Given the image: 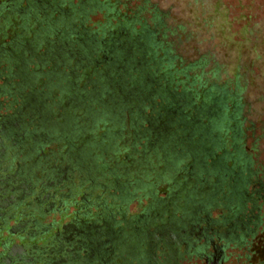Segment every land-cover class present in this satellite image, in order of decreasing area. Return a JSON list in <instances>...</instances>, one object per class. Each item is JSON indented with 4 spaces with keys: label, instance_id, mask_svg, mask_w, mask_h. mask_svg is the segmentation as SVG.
Returning a JSON list of instances; mask_svg holds the SVG:
<instances>
[{
    "label": "trees",
    "instance_id": "1",
    "mask_svg": "<svg viewBox=\"0 0 264 264\" xmlns=\"http://www.w3.org/2000/svg\"><path fill=\"white\" fill-rule=\"evenodd\" d=\"M234 3L244 11L234 15L229 0H0V108L10 110L0 111V158L24 154L34 175L68 165L50 186L58 192L43 202L55 201V209L61 201L64 216L71 203L68 217L93 220L94 240L108 238L91 264L205 260L213 237L246 251L256 237L250 226L261 223L264 203L255 153L264 142V6ZM21 100L15 131L24 144L11 145L14 135H4L1 123ZM41 178L24 196L27 211L37 210L27 202H35ZM157 181L168 188L163 199L154 197ZM133 199L143 215L125 212ZM215 206L221 215H210ZM62 221L50 230L37 223L43 232L24 238L48 250ZM111 244L117 249L103 250Z\"/></svg>",
    "mask_w": 264,
    "mask_h": 264
},
{
    "label": "flooded vegetation",
    "instance_id": "2",
    "mask_svg": "<svg viewBox=\"0 0 264 264\" xmlns=\"http://www.w3.org/2000/svg\"><path fill=\"white\" fill-rule=\"evenodd\" d=\"M2 100L1 98L0 101ZM14 113L17 114L16 117L13 115ZM14 113H6L5 121L1 123V130L4 135L7 133L8 135H14L11 139V145L19 142L24 144V133L21 132L18 134L15 131V129H18L17 124L23 120L21 114H25L23 100L19 101V104L15 106ZM4 148V144L0 142L1 157H4ZM8 159L3 158L2 160L0 158V162L4 161L5 163ZM18 159L21 160L22 158ZM67 166L60 167L57 163L46 168L48 171L42 173L45 179L41 182V189L33 197L35 202L40 203V201L42 202L54 196L57 189H52L50 186L56 183L60 176H64V170ZM31 176L34 177V174H32L29 167L24 166V163L17 162L12 171H8L4 166L0 167V228L4 226L5 218H9L13 210H16L19 214V218L15 219V225L5 228L9 236H0V264H91L95 258L101 256V245L108 241V238H105L103 241L101 239L99 241L97 239L94 240V238L99 237L100 232L98 231L97 224L93 220L90 222L77 221V215L68 217L53 232L52 236L57 243L52 244L48 250L45 248V242H37L36 239L29 241L24 238L26 236L24 235V230L27 227L30 229H27L25 233L31 236L32 234L41 233L45 229L42 227L41 231L36 232V229L33 228L34 225H37L36 219H24V196L33 190L35 181L38 180L37 178H31ZM51 204L52 201L47 203L48 206ZM27 222L31 223L27 224ZM103 225L107 227L104 221ZM108 234L110 235V232L105 233V235ZM13 237H16L15 240H13ZM115 249H117L116 245L111 244L103 250L113 252ZM214 249L215 251L210 253L212 255H206L205 264L220 263V250L217 246H214ZM80 250L83 251L82 254ZM126 253L128 255L129 253L132 254V246L129 245ZM171 257L169 256V258ZM151 260L155 262L157 258L152 256ZM129 261L130 259L125 258L120 263L127 264Z\"/></svg>",
    "mask_w": 264,
    "mask_h": 264
},
{
    "label": "rangeland",
    "instance_id": "3",
    "mask_svg": "<svg viewBox=\"0 0 264 264\" xmlns=\"http://www.w3.org/2000/svg\"><path fill=\"white\" fill-rule=\"evenodd\" d=\"M231 1H232V4H234V6L232 8L234 15L239 14L240 10L244 11L243 9L238 7L239 4H238V6H236V4L234 3L235 0H229V2H231ZM250 1H252V0H250ZM248 2H249V0H243V3H248ZM258 2L262 6H264V0H253V6H255L254 4H258ZM252 10L254 13L253 18L256 19L258 17V14L261 12L259 9V6L253 7ZM0 97H2V95H0ZM8 100H10L9 97H8ZM8 110L9 109H6V107L0 108V111H2V112H7ZM242 147H243L244 152H246V153L252 152L250 145H249V139L245 138ZM255 153L257 154L256 160L259 163V166H260L259 168L264 170V142H263V144H261L259 146L258 151H256ZM6 158H8V157H6ZM18 158H22V159L17 161V162L24 163V164L27 163V160H25V158H24V154L21 156H18ZM8 161L5 162L6 165L4 163V164H2V166L6 167L8 169V171H12L14 169V165L17 162L12 161V159H10V158L8 159ZM1 163L2 162H0V167H1ZM29 169H31V168L29 167ZM41 176L42 175L36 174V175H34L33 178H37V177L41 178ZM41 180H42V178H41ZM145 181H148V180H145ZM164 182L165 181H157L155 183L154 188L156 190L155 191L156 195L155 196L153 195L155 197V199H159V198L163 199V198H165V196L169 192L168 188ZM62 186H60V187H62ZM147 200L148 199L143 198V200L141 201V204L146 203ZM54 202L55 201H52V204L48 208H46L47 206L44 204L43 201L42 202L40 201V203H39V202H33V201L29 200L27 202V204L30 207L31 206L33 207L35 205L37 210H39V209L44 210V215H43V217H39V219H36L37 216L34 214V211H37V210H33L31 208L27 211V208H24L23 209V213H24V217H25L24 219H28V220L29 219L30 220L36 219V222L41 223L42 227H44L46 230H50L52 222H57V220L59 218H62V220L64 221L65 219L68 218V216L70 215V212L74 209V206L71 203H69L67 205V208H66L67 209L66 212L69 214H66L65 216L61 215V210H62V209H60V207H62L61 201H60V204L58 203V205L55 207V209H51L56 204ZM245 206L247 209L250 208L249 203H246ZM91 210L92 209L90 207L88 209V211H91ZM9 211H10V209H9ZM27 212L32 214V216L28 215ZM125 212L126 213L129 212L130 214L134 213L135 216L143 215V212L140 208V205H138V199H133L131 201H128L127 205H126V211ZM221 212L222 211H221V209L218 208V206L212 207L209 210V213L211 216H219V215H221ZM258 213L261 215V217H260L261 223L256 225L255 226L256 228L254 226L252 227V225L250 226L252 232H255L254 237L255 236L256 237L254 239H251V238L248 239V240H250L249 242L251 244L250 243H249L250 245L248 244V250L247 251H246L247 246L236 245L233 241L227 243V245L224 248H222V244L225 242L220 240V239L217 240L216 237L215 238L213 237L212 238L213 243L209 244L208 246L205 247V252L208 253V252L215 251L214 246L217 245V247L220 250L219 253L221 254V256H219V257H221V261L219 264H264V244H262V240H261V237L264 233V203L262 205H260ZM18 216H19L18 212L16 210H13V213L11 214V216L9 218L8 217L5 218V224L3 223L4 226L0 228V236L8 235V232L5 228L6 227L8 228L9 226H14L15 222H16L15 219L19 218ZM122 218H124L123 215H122ZM27 223H29V222H27ZM28 229H30V228H28ZM51 231H55V229L54 230L51 229ZM25 232H27V231L24 230V233ZM37 234H35L36 237H37ZM226 236L230 237L229 234L228 235L226 234ZM250 237H251V235H250ZM13 238H14L13 240H15L16 237H13ZM37 242H41L40 239H38ZM249 247H250V249H249ZM245 254H247V257L245 256ZM248 254L250 255V257H248ZM205 263L206 262H205L204 258H202V257L198 258L194 255H191V256L183 257L181 260L177 261V263H175V264H205ZM165 264H168V263H165Z\"/></svg>",
    "mask_w": 264,
    "mask_h": 264
}]
</instances>
